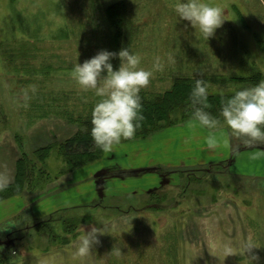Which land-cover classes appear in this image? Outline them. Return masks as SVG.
Segmentation results:
<instances>
[{
	"label": "rangeland",
	"instance_id": "rangeland-1",
	"mask_svg": "<svg viewBox=\"0 0 264 264\" xmlns=\"http://www.w3.org/2000/svg\"><path fill=\"white\" fill-rule=\"evenodd\" d=\"M121 2L118 28L108 9ZM209 2L225 21L207 41L174 13L175 0H0V172L13 182L21 158L46 172L0 200V264H264V155L253 158L264 144L246 147L223 120L216 149L191 119L136 131L75 167L52 146L91 117L98 98L72 69L102 49L130 47L145 69L159 57L163 69L140 91L150 96L184 77L214 93L264 80V0ZM98 220L110 233L78 262L79 237Z\"/></svg>",
	"mask_w": 264,
	"mask_h": 264
},
{
	"label": "clouds",
	"instance_id": "clouds-1",
	"mask_svg": "<svg viewBox=\"0 0 264 264\" xmlns=\"http://www.w3.org/2000/svg\"><path fill=\"white\" fill-rule=\"evenodd\" d=\"M173 10L180 20L187 21L207 41L225 21L224 9L209 0H175ZM115 59L120 61L118 68L113 65ZM141 61L139 53L130 47L118 52L102 49L83 63H75L72 69V78L79 87L92 91L98 98L91 111L90 135L95 146L104 153L113 151L122 140L133 138L141 127L144 117L140 91L149 85L154 71L163 69L159 57L155 58L151 69L141 67ZM31 91L34 93L36 89ZM208 95V85L203 80H196L190 97L194 108L191 120L193 126L198 124L209 130L207 147L216 149L220 146L216 131L221 120L208 111L211 108ZM24 96L27 100V91ZM220 117L231 135L244 138L246 147L264 144V80L222 99ZM262 155L264 152L253 153V158ZM12 179L8 173L0 172V192L9 188ZM97 222L102 226H93L79 237L71 254L78 262L100 242L99 235L110 233L105 231L109 228L106 220ZM253 246L249 244V249ZM224 251L226 256L234 253L230 244L224 245Z\"/></svg>",
	"mask_w": 264,
	"mask_h": 264
},
{
	"label": "trees",
	"instance_id": "trees-1",
	"mask_svg": "<svg viewBox=\"0 0 264 264\" xmlns=\"http://www.w3.org/2000/svg\"><path fill=\"white\" fill-rule=\"evenodd\" d=\"M109 21L112 26L120 27L122 18L125 15V5L123 2L111 6L108 9ZM118 36V35H117ZM116 36V38H117ZM255 75L252 78H236L240 81L253 82ZM200 78H178L175 80L171 89L164 93L150 96L145 93H140L143 105V121L141 127L137 129V135L139 137H147L153 131L157 130L162 124H173L181 121H186L192 118L194 111L191 101V91L195 85L196 80ZM203 80L206 84L207 80ZM213 82H217L216 80ZM209 84V83H208ZM208 102L211 108L208 109L214 116L220 117L221 100L231 96L233 93H214L208 89ZM81 129L72 137L60 144H54V148L63 152V156L70 162L71 167H75L80 163V157L88 155L93 151L99 150L90 135L91 132V117L83 120ZM49 146L47 148H39L36 151V155L42 161L46 159L47 153L53 148ZM100 151V150H99ZM38 168V169H37ZM45 169L37 166L26 158H21L18 161L17 173L14 181L10 184L9 188L3 192H0V200L10 198L22 192L25 188V183L31 185L35 177L39 178L45 175ZM27 181V182H25Z\"/></svg>",
	"mask_w": 264,
	"mask_h": 264
}]
</instances>
